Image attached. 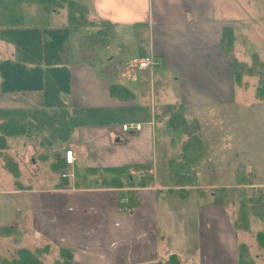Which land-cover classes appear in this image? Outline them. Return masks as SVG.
<instances>
[{"label":"crops","instance_id":"crops-1","mask_svg":"<svg viewBox=\"0 0 264 264\" xmlns=\"http://www.w3.org/2000/svg\"><path fill=\"white\" fill-rule=\"evenodd\" d=\"M75 1L88 8L85 2ZM130 1L132 9H128L133 12L136 3ZM141 1L148 36L143 44L144 51L134 56L151 54L157 64L148 70L131 69L126 64L131 57L122 54L124 65L118 64L110 76L100 66L99 77L91 81L99 93H93L92 88V93L85 92L83 85H88V82L84 73L80 70L73 72L70 65L66 79L65 69H59L66 56L59 55L64 61L56 59L48 63L56 71L48 68L44 72L39 67L43 69L46 65L29 64L16 37H0V85L8 79L15 81L17 76L13 71L20 66L23 75L34 76L27 77L33 82L29 88L8 86L1 89V95L12 102L0 108L22 109L25 130L21 134L6 136V148L2 150L6 154L10 150L15 152L17 160L9 156L17 165L16 177L4 167L0 157V181L4 182V186H0V264L17 257L19 249L31 252L41 249L38 255H43L44 264H50L48 255L56 257L60 248L70 250L76 264H152L165 260L169 255H176L180 264H241L238 255L240 242L248 247L243 264H264V249L255 239V234L264 230L251 233L248 230L251 223L264 221V181L254 180L255 176L250 173L236 183L237 175H234L233 183L221 185V194H207L204 190L213 189L216 185L203 181L202 175L193 169V172L181 173L190 176L191 182L177 185L168 170L171 159L167 151L160 152L164 154L160 161L161 173L152 162L155 140L150 114L136 120L117 117L125 107L146 116L147 103L151 105L154 99L163 101L160 103L164 114L167 105L182 104L185 118H194L199 124L201 147L192 151L191 157L197 159L201 155L211 163L210 158L216 155L214 149H218V155L222 154L216 136L229 130L227 120L232 112L231 106L247 100L235 92V85H242L243 77L250 76L243 75L239 84L234 81L233 61L237 60L236 55L251 53L252 56L256 53L264 68V0L241 2L240 14L243 16L238 21L220 13L230 4L239 9L231 0ZM116 4L122 10L120 14L117 12L114 17L113 14H99V18L90 14V17L107 19L114 24L116 34L119 26L133 22L141 25L139 17L134 14L127 16L124 7ZM249 6L254 10L248 12ZM226 26L231 28L233 40L230 49L225 51L222 50L221 39L222 29ZM69 28L72 29L67 24L65 4L64 24H48L39 28L42 33L40 43L46 48L44 52H49V47L53 48L52 43L59 30L63 32L61 36H65L67 30L70 33ZM45 40H48L47 46H44ZM34 41L33 49L28 44L25 47L28 52L39 48L38 41ZM249 47H254V50L248 51ZM67 49L69 44L60 51ZM73 75L83 77L76 76V79ZM115 78H119L118 84L132 91L133 98L121 100L111 96L109 84L116 83ZM43 83L51 88L52 93L47 96L41 92ZM57 84L64 87L60 93H56ZM42 107L59 110L69 116V134L70 129L76 127L85 131L77 136L71 133L68 137L70 143L66 142L62 147L53 145V158L48 164L59 170L58 176H48L47 182L40 185L21 184L18 183L20 178L34 177L41 166L38 148L43 141L24 135L27 120L38 117ZM203 112L209 121L204 129L199 118ZM137 122L141 123L140 130H129L130 136L125 139L126 132L121 130V124ZM205 131L209 134L207 149ZM183 135L182 141L186 138ZM13 136H21V139L9 144L7 138ZM142 148L150 151L148 158L142 156ZM69 149L72 151V163H66L64 157L65 150ZM182 159L185 163L190 162L184 156ZM136 161L145 166L126 168L127 164ZM26 163L31 166L24 168ZM116 167H125L126 170L115 175L111 169ZM140 171H144V175L139 176ZM62 173L72 175L62 177ZM133 173L136 180L132 179ZM113 177L120 181V186L111 184ZM181 188L186 190L183 198L179 196ZM122 195L128 198V211L120 209ZM253 195L255 199L245 200ZM237 201H244L246 206L247 224L243 229L237 226ZM247 232L249 235L246 237Z\"/></svg>","mask_w":264,"mask_h":264},{"label":"rangeland","instance_id":"rangeland-1","mask_svg":"<svg viewBox=\"0 0 264 264\" xmlns=\"http://www.w3.org/2000/svg\"><path fill=\"white\" fill-rule=\"evenodd\" d=\"M80 1V0H79ZM85 2L88 6L89 13L94 15L95 17L99 18V14L102 16H106L109 14H113V17L116 16L117 12L120 14L122 11L118 8L116 3H119L124 7L127 11L126 15L134 14L135 16L140 18L141 25L139 23H127L128 25L119 26L117 27V34L116 36L112 37L107 45H104L98 53L91 51L92 49L86 51L85 56L78 50L79 47V38L85 32L92 30L89 27H79L75 29H70L65 36L63 32L59 30V35L54 39L52 43V47H49V52H44L46 48L42 47L40 43V39H42V33L40 32L39 28L47 27L48 24H57L62 25L65 23V3L63 0H0V37L1 36H8L13 35L19 40L21 47L24 49V52L29 64L31 62L33 64H43L46 67H39V70L46 71L50 68L51 71H56L54 67L49 65L48 63L54 61L56 59H62L59 55L66 56L65 62L61 63L62 67H59L60 70H64L66 73V79L69 75L67 71L70 70L69 65L72 66L73 72L76 70H80V73L83 72L88 82V85H83V90L85 92L90 93H99V89L97 86L91 84L94 77H99V69L101 67H106L108 69H113L115 66L118 65L117 60L124 59L125 57L121 56L122 54L126 55V57H132L134 55H138L144 51L143 44L148 36V28L145 26L144 21V6H142L141 0H134L136 3L134 7V11L131 12V1L130 0H81ZM117 1V2H116ZM237 3L238 7L241 2L244 0H231V2ZM131 9H128V8ZM240 9V7H239ZM235 4H230L227 10L220 11L221 14L224 16L230 17L233 21H238L243 14H240L241 9L239 10ZM248 12L253 11V8L250 6L247 8ZM100 15V16H101ZM127 18V17H125ZM112 20H115L114 18ZM117 21V20H115ZM119 23V21H117ZM120 24V23H119ZM15 25V28H11V26ZM19 26V27H17ZM27 26V27H26ZM11 28V29H10ZM28 28V29H27ZM38 29V30H37ZM32 30V31H31ZM37 30V32H35ZM33 33V34H31ZM45 39H47V33L45 32ZM33 35L35 36L39 45V48L35 51H27L25 47L27 44L32 47L34 45ZM65 38L67 40L65 41ZM25 41V43H24ZM48 40H45V45L47 46ZM69 44V49L65 52H61L63 50L64 45ZM254 47H249L248 51L254 50ZM250 54V55H249ZM24 55V57H25ZM248 56V58H247ZM237 60L239 61H247L251 62V53L248 55L241 56L236 55ZM88 63H85V62ZM127 61V60H126ZM264 62V59H263ZM57 63V61H56ZM124 63H120L124 65ZM28 64V63H27ZM119 64V65H120ZM126 65V64H125ZM77 67V68H76ZM104 69V68H103ZM132 69V68H131ZM130 69V70H131ZM67 70V71H66ZM105 70V69H104ZM105 70V73H107ZM123 70V69H122ZM121 70V72H122ZM18 71V72H17ZM124 71V70H123ZM14 76L15 81H11L10 79L6 80L4 85H0V107H4L7 104H11L12 101L1 95V89H5L8 86H12L14 88H29L33 85V82L27 77H34L29 76L28 73L25 75L22 74V68L14 69ZM17 72V73H16ZM34 72V71H33ZM32 72V73H33ZM262 72L264 74V68H262ZM57 73V72H56ZM68 74V75H67ZM64 76L63 74L61 75ZM78 75H73V78H76ZM79 75L77 78L83 77ZM76 78V79H77ZM129 77H127L128 79ZM135 78V76H134ZM258 76L250 75L245 76L242 79V85H235V92L238 94H242L247 100L239 101V103L231 106L232 112H230V118L227 120V124L230 127L227 132L223 134H217V146L222 151V154L218 155V149H214L216 152L215 156H212V161L209 163L207 158L203 156H199L197 159H193L191 155H193L192 151H184L182 150V138L184 139L183 133L176 128H173L169 125V115L170 112L166 111V113H162L161 103L163 102L161 99L152 101V104L147 103V114L146 116L138 115L135 113L134 109L131 108H122L121 111L118 113L117 117L120 120L123 119H130L136 120L142 117H146L150 114L151 120L153 121V131H154V140H155V149H154V160L152 161L154 165L158 168V173L162 171L161 160L164 154H160L162 151H167V155L170 159H173V166L168 165L174 169V171L178 172L179 174L185 172H193V169H196L202 177L203 181L209 182L211 184H215L216 187L213 189L204 190L205 193H216L217 195L222 193V184H230L233 183L234 175H237L236 183H240V180L243 179L244 176H249L252 173L254 180L256 181H264V103L254 98L255 87L257 84ZM74 81V80H73ZM76 82V81H75ZM74 82V83H75ZM114 82L120 83L119 78H115ZM125 83V82H124ZM126 84V83H125ZM136 84V82L134 83ZM130 86L132 84L129 83ZM65 86V84H64ZM52 87V86H51ZM94 87V89H93ZM34 88V87H32ZM56 93H60L59 91H63V85L57 84L56 85ZM92 88V89H91ZM136 89V85H134ZM53 89V88H52ZM92 92H91V90ZM145 91V89H144ZM41 92L45 94L52 93L51 88H47V83H43L41 86ZM143 94V93H141ZM145 94V93H144ZM147 94V93H146ZM179 102L176 100H170L169 102ZM44 104L46 101L41 100ZM76 102V100H75ZM95 103L99 101H94ZM161 102V103H160ZM166 102V101H165ZM16 103V102H15ZM160 103V105H159ZM152 108V109H151ZM235 110V111H234ZM39 111L42 113L38 117H30L27 120V132L25 133V137H30L31 139L35 138L38 141H43V143L39 146L38 151L40 152L39 162L41 165L39 170L36 171L34 174L35 176H31L30 178H20L18 183L21 184H42L43 182H47V177L54 176L59 174L58 169H54L50 167L49 160L53 158V145L57 144L58 147H62L68 141V137L71 133L75 136L79 135L81 132H84V128L76 127L75 129H70L71 133L69 134V123L68 118L63 112L59 110H53L47 107H42ZM149 113V114H148ZM204 113V112H203ZM206 113V112H205ZM204 113L200 114L201 124L204 127H207L206 118L207 115ZM187 119H193L191 117H186ZM199 127V124H198ZM199 131V130H198ZM124 138L127 139L130 135L128 132L124 133ZM208 132L205 131V149L208 147L209 136ZM21 136H13L8 137V143L12 144L14 141H19ZM33 144H36L35 141H32ZM24 149V148H23ZM19 150L17 155H19L22 151ZM37 150V149H36ZM143 154L142 156H146L148 158L150 156V151L146 148H142ZM5 153V152H3ZM134 154L138 156L135 152H130V154ZM6 154V153H5ZM9 154L16 159L14 156L15 152L9 151L6 155ZM198 155V154H197ZM182 156L190 161L189 163H185L182 159ZM17 160V159H16ZM240 163V164H238ZM30 167L31 165L26 163L24 164L25 167ZM145 164L141 163H129L127 164V169H140L144 167ZM20 169L22 168L21 162H19ZM1 171V170H0ZM135 173L137 171L133 170ZM131 174L132 179L136 180V174ZM255 174V175H254ZM177 183L176 181H174ZM199 182V178H198ZM0 186H4V182L0 181ZM250 189V188H249ZM241 190V189H240ZM246 189L244 195L246 196ZM250 195V194H249ZM221 196V195H220ZM255 195L248 196L245 200L255 199ZM240 201H237V208L239 207ZM261 207V206H259ZM262 208V207H261ZM259 208V210H262ZM249 232L264 230V221L261 220L259 223H251L248 227ZM249 233H246V237ZM43 255H40V259L42 260ZM48 262L50 264H54V255H48ZM44 264V263H43ZM76 264V263H75Z\"/></svg>","mask_w":264,"mask_h":264},{"label":"trees","instance_id":"trees-1","mask_svg":"<svg viewBox=\"0 0 264 264\" xmlns=\"http://www.w3.org/2000/svg\"><path fill=\"white\" fill-rule=\"evenodd\" d=\"M66 4V19L67 24L75 29L79 27H89L92 30L85 32L79 38V51L85 55L86 51L91 48L93 52L98 53L104 45H107L108 41L115 36L114 24L107 19H95L90 17L88 8L77 2L75 0H63ZM233 40L232 30L230 27L226 26L222 29V39L221 47L222 50L230 49ZM97 55V54H96ZM122 60H117V65L123 62ZM107 70V66L102 67V69ZM115 68L107 70V75H111L116 71ZM263 63L259 61L256 53L251 56V62H239L234 59L233 61V77L234 81L239 84L241 77L243 75H257L258 81L255 90V97L264 102V74L262 72ZM109 93L113 97H117L121 100H129L133 98L134 94L132 91L118 83L109 84ZM166 111L170 112L169 115V125L173 128L179 129L182 133L186 135L185 140L182 143V150L184 151H196L201 147V138L198 131V121L196 119H187L184 116V110L182 104L177 105H167ZM25 130V113L22 109L18 108H0V157L2 158L4 167L13 174L14 177L17 176L18 170L17 165L10 156L2 152L6 148L5 137L10 135H17L23 133ZM173 159L169 161V165L173 164ZM173 166V165H172ZM172 166H169V172L171 178L177 181V185H184L187 182H191V177L188 175L179 174L174 171ZM115 175H120L126 170L125 167H116L111 169ZM111 184L115 186H120V181L113 177ZM186 190L181 188L179 190V196L181 198L185 197ZM245 202L241 201L239 203L237 212V226L239 228H246L247 218L245 214ZM255 239L258 245L264 249V232H257L255 234ZM40 250L34 252L28 249H19L17 251V257L11 260H5L4 264H43L40 255ZM248 253V247L246 244L240 242L238 245V255L239 263L243 264L245 262L246 254ZM54 264H75L72 252L68 249H59V255L54 259ZM152 264H180L178 257L176 255H169L163 261H157Z\"/></svg>","mask_w":264,"mask_h":264},{"label":"built area","instance_id":"built-area-1","mask_svg":"<svg viewBox=\"0 0 264 264\" xmlns=\"http://www.w3.org/2000/svg\"><path fill=\"white\" fill-rule=\"evenodd\" d=\"M156 64L157 61L155 57H153V55L151 54L143 55L140 57H133L128 61L129 67L135 68L137 70H148L151 69ZM140 128H141V123H123L121 125V130L123 132H127L130 129L139 130ZM64 156L66 163H72L73 156H72V151L70 149L65 151ZM144 173H145L144 171H141L139 176L144 175ZM71 175L72 174H67V173L61 174L62 177L71 176ZM120 203H121L120 209L128 211V198L126 196L123 195L121 196Z\"/></svg>","mask_w":264,"mask_h":264}]
</instances>
